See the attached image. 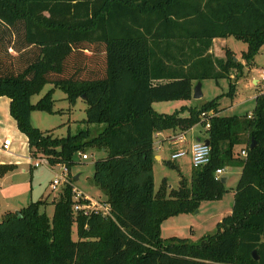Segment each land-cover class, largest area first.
Segmentation results:
<instances>
[{"label": "trees", "instance_id": "1", "mask_svg": "<svg viewBox=\"0 0 264 264\" xmlns=\"http://www.w3.org/2000/svg\"><path fill=\"white\" fill-rule=\"evenodd\" d=\"M230 36L246 44L242 59L251 64L264 47V0H0V97L9 99L31 157L44 154L73 183L76 156L97 148L104 155L94 162V183L109 206L108 216L75 211L71 183L53 202L52 217L41 210L46 200L6 212L0 264H264V92L250 117L221 115L223 95L188 108L187 116L153 109L155 102L190 99L195 81L228 80L232 98L231 74L241 75L244 65L232 50L225 58L211 52L214 39ZM48 84L72 106L81 98L84 123L104 125L102 132L54 137L32 125L34 110L54 112V89L30 102ZM199 123H209L210 162L193 168L189 181L181 176L176 189L167 193L163 180L155 192L154 135ZM234 166L241 176L232 213L217 231L196 243L163 240L165 219L224 196L215 171ZM13 168L0 165V177Z\"/></svg>", "mask_w": 264, "mask_h": 264}, {"label": "rangeland", "instance_id": "2", "mask_svg": "<svg viewBox=\"0 0 264 264\" xmlns=\"http://www.w3.org/2000/svg\"><path fill=\"white\" fill-rule=\"evenodd\" d=\"M216 47V51L213 52L219 54L221 48H223L222 52L224 53L226 50H232L234 53V58L241 57L242 53L247 50V46L241 40L236 39L233 36H230L225 39H217V42L214 44ZM264 60V47L261 51L255 56L254 61L247 65V68L258 64L259 66H263ZM240 62L239 60H237ZM241 61H244L243 59ZM245 62V61H244ZM255 62V64H254ZM241 63V62H240ZM244 69L242 71V74ZM235 77H237L236 81L240 79V72L237 70L233 71ZM245 74V72H244ZM239 75V76H238ZM251 75V74H250ZM253 78L259 79V73H254ZM232 81L234 78H231ZM240 89L241 96H247L249 99L250 96H254L255 94L259 95L264 92V86L261 84L260 86H255L253 82L248 81L244 82ZM202 84V97L199 99H193L192 97L188 100H178V101H160L155 102L158 103L154 105L153 109L157 113H166L172 114L176 111H180L181 116L188 115V108L190 107H200L208 101L213 100L215 97L223 95L220 99L219 109L223 108L221 111V115L223 116H232L237 114L240 111V107L235 103L228 107V105L232 102V98H229L225 94L229 91V83L228 80L220 79V80H203ZM54 89L52 93L53 98V113H47L44 111L34 110L32 112L31 122L32 125L39 128L41 131L46 132L48 134L53 135L54 137H65L68 132L72 134H77L80 131L90 129L91 137L97 136L104 129V125L101 124H86L84 120L86 118L85 110L87 105H85L84 101L79 98L76 103L72 106L68 104L65 93L59 89L54 88L52 84L45 85L43 90L33 95L30 102L31 104H35L39 99H41L46 93ZM235 102V101H234ZM255 104V100H251L250 104H248L245 109H252V105ZM221 110V109H220ZM205 113V112H204ZM206 115L212 116L214 114L213 111H209L205 113ZM248 114V112L246 113ZM250 115V114H249ZM181 130V129H180ZM196 135L201 134V136L205 135V126H202L200 123L196 128ZM20 131V130H19ZM183 131V130H182ZM166 132H170L167 134H172V130H166ZM22 137L16 138L12 140V149L6 154L8 156H12V158L16 159V162L20 167L19 171L25 169L26 175L25 178L29 179L30 173L29 168L24 163L25 158L30 156V150L28 143H26L25 135L22 132H19ZM180 133V132H179ZM177 133V134H179ZM24 136V137H23ZM188 143L190 142L189 134L186 135ZM168 139V138H167ZM5 139H3L4 141ZM169 140V139H168ZM2 141V142H3ZM158 146V145H157ZM16 148V151H15ZM170 147L168 143L161 146L159 149L155 146L154 149V166H153V176H154V191L157 192L161 186L162 181L166 182V192L168 193L170 189H176L178 187V183L180 181L181 176H183L187 181L190 180V173L192 171V159L190 153L187 152L185 155L180 156L178 159H172L170 156L172 152L170 151ZM83 154L89 155V160H83L80 157L76 156V163L71 167L70 175L74 178L73 186L76 187L79 191L83 190L87 196L90 197V207L93 205H103L105 204V196L102 191L96 186L94 183L93 172H94V162L97 160V157L102 156V152L97 148L88 147ZM14 156V157H13ZM160 157V160H156V158ZM41 158L46 159L47 157L44 154H37L32 157V161L29 160V164L33 166L34 159ZM49 161V160H48ZM27 162V161H26ZM168 162H171L174 167L168 165ZM25 164V165H22ZM22 165V166H21ZM52 168V170L50 169ZM48 170L51 172L49 174ZM34 178H33V187H34V200L38 199V195L42 192V187L47 185V181L53 179V174H58L61 172V167L59 166H51V165H40L39 168L33 169ZM41 172V173H40ZM241 167H227L223 171L222 177L228 178L225 183L226 193L221 199L217 201H202L199 205V208L194 213H181L180 215L172 216L165 219L160 225V236L164 239H169L172 237L178 238H188L190 242L196 243L200 238L206 234H214L217 231V225L227 216L232 213V205L234 202V194L237 183L241 176ZM79 175L80 180H76V176ZM24 175H19V177ZM53 182V180H52ZM45 183V185H43ZM51 198L50 202L57 200L59 198V194L63 188L57 187L56 189H52L51 183ZM2 190L0 188V203L2 202ZM46 200V199H45ZM48 201V202H49ZM3 207L0 206V210ZM46 214L49 217H52L53 208L51 205H46L45 209ZM3 212L0 211V221L3 219ZM73 239H77L76 226H73Z\"/></svg>", "mask_w": 264, "mask_h": 264}, {"label": "crops", "instance_id": "3", "mask_svg": "<svg viewBox=\"0 0 264 264\" xmlns=\"http://www.w3.org/2000/svg\"><path fill=\"white\" fill-rule=\"evenodd\" d=\"M217 42V39L213 40V46L214 47V51H216V47L214 46V44ZM223 48H221V51L219 52V54H215L213 52V48L211 50L212 53H214L215 56H217L218 58H225L224 53L222 52ZM261 51V50H260ZM236 61L239 60L241 62V64L244 65V72L241 75L240 79L237 80L236 83V91L235 94L232 98V102L228 105V107L232 106L234 103L240 107V111L239 113H237L236 115H240V114H246L248 112L247 115L251 114L254 106L252 105V109H245V107L250 104L251 100H255V97L257 96V94H255L254 96H250V98L248 99L247 96H241V87L242 84H245L244 82H248L251 80V82L254 83L255 86H260L261 84H263L262 82H260L261 80V75L262 72L264 71V65L263 66H259L258 64H255L254 62V66L247 68L246 64L244 61H241L242 58L239 57L235 59ZM263 64H264V60H263ZM254 73H259L260 77L259 79L253 78V74ZM251 74V75H250ZM231 78H234V74L232 72L231 74ZM197 81L193 82L194 87H195V83ZM264 86V84H263ZM235 101V102H234ZM256 102V100H255ZM158 103H154L153 107H155L154 105H156ZM221 111L223 108H220ZM220 111V114H221ZM31 118H32V114H31ZM32 123V122H31ZM198 125V124H197ZM197 125L192 127L189 130L186 131H182L180 129H176V130H172V134H167L170 132H166V131H161V133H156L154 135V149L155 146L159 149L161 146H164V144L168 143L169 147L171 148L170 151L172 152L171 155L179 152L180 150L185 151V152H189L190 153V149L191 146L197 142L199 139L200 140H206V136H201V134H197L196 135V128ZM19 129L18 126L16 125V121L11 117L10 115V107H9V99L7 97H0V165H10L13 166L14 168L12 170H10L9 172L5 173L3 176L0 177V188L2 190V202L0 203V206L3 207L0 211L3 212V215L6 212H18L21 208L27 206L29 203L31 202H36L37 200H45L47 201L48 205H51L53 208V202L54 201H49L50 200V196L52 194L51 190V183L52 180L50 181V179L47 181V185L44 187H42V192L38 195V199H36V201L34 200V187H33V178H34V171L33 169L35 168H39V167H35L33 168L28 162H29V157L27 159V157L25 158L24 163L26 164V166H28L29 168V179L25 178L26 175V171L25 169H22L21 172L19 171V164L16 162V159L12 158V156H8L6 153L11 151L12 149V140L16 139L17 137L20 138L22 137V135L19 133ZM180 132V133H179ZM179 133V134H177ZM189 134V138H190V142L188 143L186 135ZM24 137V136H23ZM26 138V136L24 137ZM169 140H168V139ZM3 139H9L11 141V148L9 151H5L2 148V141ZM12 139V140H11ZM26 143H27V138H26ZM158 145V146H157ZM29 148V147H28ZM16 151V148H15ZM104 155V153L102 152V156ZM14 157V156H13ZM101 157V156H100ZM99 158V156L97 157ZM89 160V159H88ZM156 160H160V157L156 158ZM22 164V165H25ZM21 165V166H22ZM52 170V168H50ZM53 171V170H52ZM49 174H51V172L48 170ZM41 173V172H40ZM19 175H24V177ZM55 175V174H53ZM76 180H80L79 175L76 176ZM228 180V178H227ZM227 182V181H226ZM45 185V183L43 184ZM81 192L83 193L84 196H86L88 199H90L89 196L86 195V193L81 190ZM49 201V202H48ZM46 208V207H45ZM53 214V213H52Z\"/></svg>", "mask_w": 264, "mask_h": 264}, {"label": "built area", "instance_id": "4", "mask_svg": "<svg viewBox=\"0 0 264 264\" xmlns=\"http://www.w3.org/2000/svg\"><path fill=\"white\" fill-rule=\"evenodd\" d=\"M260 82H262L264 84V71L262 72L261 75V80ZM204 114V113H203ZM206 115V114H204ZM250 117V115L248 116ZM209 128V123H207L205 125V129ZM2 148L5 151H9L11 148V141L9 139H5L2 142ZM185 151L180 150L179 152L171 155L170 157L172 159H178L180 156L185 155ZM240 155L242 157H246V153L245 151H241ZM79 156L81 159L83 160H88L89 159V155L87 154H83V153H79ZM190 156L192 159V168L194 169H198V167H202L207 165L210 162V147L206 145L205 140H200L195 142L190 149ZM29 160L32 161V157L31 155L29 156ZM32 165V164H31ZM40 165H50L49 161L46 159H41V158H36L34 159V163L33 166L34 167H39ZM59 166V165H57ZM61 172L58 174H55L53 177V182H52V189H56L57 187H61L64 185H69L72 182L69 181L68 178V171L66 170L65 167L61 166ZM223 169H216L215 174L218 178H222L223 175ZM74 184L72 183V194L74 196V210L75 211H79V210H84L85 211H94L95 213L100 212L102 213L104 216H108L109 215V206L107 204H103V205H98L96 207V205H93L92 207H90V204L86 205V204H81L80 200H89L86 196L83 195V193L81 191H79L76 187L73 186ZM90 201V200H89Z\"/></svg>", "mask_w": 264, "mask_h": 264}, {"label": "water", "instance_id": "5", "mask_svg": "<svg viewBox=\"0 0 264 264\" xmlns=\"http://www.w3.org/2000/svg\"><path fill=\"white\" fill-rule=\"evenodd\" d=\"M195 84H196V85H195V87L193 88L192 98L196 100V99L201 98L202 95H203V93H202V84H201V81H197ZM198 141H200V139H199ZM205 143H206L207 146L210 145V141H209L208 139L205 140ZM255 144H256L255 140H252V143H251L250 149H252V148L255 146ZM75 178H76V177H75ZM221 181H222V183L225 184L226 181H227V178H226V177H222V178H221ZM17 213H18V212H17ZM253 257H254V259H257V258H258V256H257V254H256L255 251H254V253H253Z\"/></svg>", "mask_w": 264, "mask_h": 264}]
</instances>
